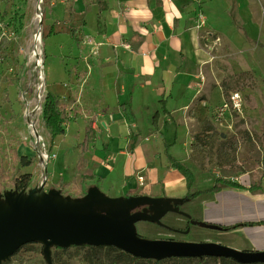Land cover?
Returning <instances> with one entry per match:
<instances>
[{
  "label": "crops",
  "instance_id": "obj_1",
  "mask_svg": "<svg viewBox=\"0 0 264 264\" xmlns=\"http://www.w3.org/2000/svg\"><path fill=\"white\" fill-rule=\"evenodd\" d=\"M57 5L60 14L52 13ZM180 9L177 0H106L101 11L95 0H73L70 7L59 0L47 11L46 30L52 33L43 48L46 93L75 102L95 117L88 145L94 152L86 154L93 160L87 196L95 209L103 208L99 214L124 220L136 232L138 224L193 235L211 231L215 236L192 239L264 252L263 183L257 187L238 176L229 180L240 188L186 198L214 181L199 187L167 159L166 148L185 167L180 149L189 147L187 137L224 100L219 104L218 87L199 80ZM75 29L77 41L71 37ZM76 130L83 135V122ZM138 175L144 177L142 184Z\"/></svg>",
  "mask_w": 264,
  "mask_h": 264
},
{
  "label": "rangeland",
  "instance_id": "obj_2",
  "mask_svg": "<svg viewBox=\"0 0 264 264\" xmlns=\"http://www.w3.org/2000/svg\"><path fill=\"white\" fill-rule=\"evenodd\" d=\"M58 1L41 0L40 9L36 10V0H0V207L13 210L21 217L19 203L24 204L29 193L43 182L41 196L52 209L45 220L30 217L29 227L22 235H19L22 229L14 225L0 228V237L11 241V245L0 243V264H180L168 256L119 259L105 250L91 252L89 243L64 247L44 236L29 234L51 231L63 236L69 230L87 235L81 229L83 226L97 229L101 235H114L139 250L152 251L156 245L176 243L221 245L213 239L204 242L192 239L205 233H177L157 229L153 224H147V229L138 224L137 232L135 229L129 232L124 220L99 214L103 208L95 209L93 200L87 196L93 178L90 171L93 160L86 154H93L94 146L82 152L80 143L84 133L76 130L83 122L85 131L90 110L69 102L70 116H75L74 125L70 129L66 126L64 134L49 145L50 136L42 120L45 82L39 101L36 87L41 80L29 59V51L32 35L39 26L44 71L48 57L43 48L52 33V29L46 30L47 11ZM62 1L68 7L73 2ZM177 1L185 18L184 31L193 43L199 80L220 89L219 104L233 92L240 95L242 102L240 111L219 120L210 111L200 129L187 137L189 147H182L178 156L184 160V168L193 173L192 180L199 187L220 178L238 176L252 180L259 187L264 184V0ZM59 7L52 13L60 14ZM35 13L40 14L39 22L35 20ZM75 32L76 29L71 37L77 41ZM59 58L62 56L56 60ZM54 66L61 69V64ZM78 118L82 121L78 122ZM29 123L35 125L42 141L36 142ZM42 151L47 154L45 160H42ZM20 157L29 165H22ZM22 174H29L31 178L26 188L18 191L11 181ZM93 186L97 184L92 183ZM208 234L215 236L211 231ZM31 238L35 240L30 241ZM17 244L19 247L15 249Z\"/></svg>",
  "mask_w": 264,
  "mask_h": 264
},
{
  "label": "trees",
  "instance_id": "obj_3",
  "mask_svg": "<svg viewBox=\"0 0 264 264\" xmlns=\"http://www.w3.org/2000/svg\"><path fill=\"white\" fill-rule=\"evenodd\" d=\"M96 5L98 6V9L104 10L106 8V0H95ZM69 11L70 9L67 8ZM163 112H165V109L163 107ZM75 116L74 114L70 116V111L68 109V103L65 102V100L62 97L55 96L51 93H46L44 97V102L42 106V120L43 123L49 133L50 140L49 145L52 144L53 140L60 135L64 134L65 127L74 120ZM158 119V113H154L152 116V123L156 124ZM95 121L94 116H90V119L88 121L87 126L85 127L84 136L80 143V149L82 152H87L88 145H89V139L91 138L93 134L92 124ZM166 156L170 164H172L177 169H180V171L184 174L185 178L188 181L192 180V173L182 167L177 161H175L172 156L167 153L166 148ZM22 165L27 166L29 165L28 161L25 162L24 157L19 158ZM31 175L29 174H22L19 177H16L12 179L13 186L18 191L23 190L26 188L28 183L30 182ZM234 187V188H240L241 185L230 181L229 179L220 178L215 181L212 187L204 190L199 191L195 193H188L186 198H194L198 194L202 192H211V191H219L222 187ZM255 187L251 186L250 189L253 190ZM89 249L91 252L98 253L99 251H106L108 254H116L119 259H140L143 257H135L129 253H125L122 250L118 249L117 247L111 246V245H90ZM170 259H173L175 261H178L180 264H201L204 261H214L218 262L219 264H263L264 262H242L238 261L232 257L224 256V255H216V254H204L201 256H181V257H168Z\"/></svg>",
  "mask_w": 264,
  "mask_h": 264
},
{
  "label": "water",
  "instance_id": "obj_4",
  "mask_svg": "<svg viewBox=\"0 0 264 264\" xmlns=\"http://www.w3.org/2000/svg\"><path fill=\"white\" fill-rule=\"evenodd\" d=\"M124 225L127 227V229H130L129 232H134V230H132L127 224ZM81 229L88 236L86 235V237L84 238H68L66 237V235L57 236L51 231H47L45 234L41 232H30L29 234L31 236H44L54 241L56 244L64 247L69 245L83 244V243H89L90 245H111L119 248L125 253H129L136 257L162 258L166 256L181 257V256H201L204 254H216V255L229 256L242 262H264V252H255V253L244 252V251L238 252L229 247L222 246L219 244H208V243H198V244L176 243L172 245L162 244V245H156L155 249H153L152 251L139 250L131 247L128 242H124L114 235H101V233L97 229H93L87 226H83ZM24 232H25L24 229L20 230L19 235H22ZM6 238L0 237V243L4 245H11L10 238L7 240ZM29 240L34 241L35 239L31 238ZM18 247L19 244L16 245L15 249H17Z\"/></svg>",
  "mask_w": 264,
  "mask_h": 264
},
{
  "label": "bare ground",
  "instance_id": "obj_5",
  "mask_svg": "<svg viewBox=\"0 0 264 264\" xmlns=\"http://www.w3.org/2000/svg\"><path fill=\"white\" fill-rule=\"evenodd\" d=\"M41 0H36L35 9H40ZM40 14L35 13V20L39 22ZM42 39L40 34V27L37 26V30L32 35V46L29 51V59L33 62V68L38 71V79L41 82L37 85V98L39 101L42 99V90L44 88L43 85V58L42 51L40 48ZM28 127L31 130V133L36 137V142L42 141V136L38 135L37 130L34 124L29 123ZM42 160L47 158V154L45 151H42ZM43 182L38 185L35 191H31L27 197V200L24 204L19 203L20 206L19 213L22 214L21 217H17L15 212L10 209H6V207H0V228L6 226L9 228L10 226H15L16 228H21L26 230L29 227L30 217L34 215L36 216L37 221L45 220V217L50 215L52 209H50L47 205V200L43 198L41 195L43 194ZM65 235L68 238H84V235L81 232H73L66 230ZM144 241H142L143 243ZM148 241L144 242L147 243Z\"/></svg>",
  "mask_w": 264,
  "mask_h": 264
},
{
  "label": "built area",
  "instance_id": "obj_6",
  "mask_svg": "<svg viewBox=\"0 0 264 264\" xmlns=\"http://www.w3.org/2000/svg\"><path fill=\"white\" fill-rule=\"evenodd\" d=\"M241 97L238 93L233 92L223 100L220 106L215 109L214 117L216 120L222 119L227 114H232L233 112H238L241 110ZM138 181L142 184L144 182V177L138 175Z\"/></svg>",
  "mask_w": 264,
  "mask_h": 264
}]
</instances>
